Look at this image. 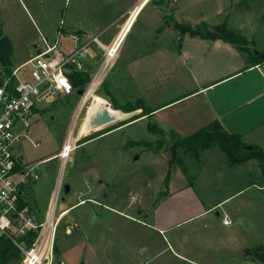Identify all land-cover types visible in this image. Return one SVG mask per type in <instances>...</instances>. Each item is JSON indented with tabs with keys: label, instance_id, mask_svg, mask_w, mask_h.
<instances>
[{
	"label": "rangeland",
	"instance_id": "374dc122",
	"mask_svg": "<svg viewBox=\"0 0 264 264\" xmlns=\"http://www.w3.org/2000/svg\"><path fill=\"white\" fill-rule=\"evenodd\" d=\"M0 19L16 44L13 66L30 57L33 40L41 45L45 25L55 28L64 19L68 33L88 39L106 30L104 39L109 40L129 21L122 30L120 56L98 91L69 100L58 95L51 104H39L42 108L29 118L28 130L14 149L40 172L38 181L27 183L38 221L51 210L60 173L64 186L56 214L76 203L81 190L95 189L99 203L78 204L56 224L55 261L61 257L66 264H264L260 162L251 159L230 167L217 146L197 159L179 148L172 159L173 127L182 128L179 120L194 104L197 109L199 96L117 127L143 109L181 98L201 81L230 71L243 55L264 51V0H0ZM223 22L247 37L246 52L219 47L191 32ZM73 46L69 36L62 37L64 51ZM93 59L87 68L97 64V57ZM3 71L0 61V78ZM112 98L120 106L142 108L128 115L113 107ZM113 127L117 128L97 136ZM89 137L93 138L84 141ZM177 164L188 169L193 195L204 212L160 231L154 222L155 206L169 186L167 175L174 177L180 169ZM175 181L180 187L178 176ZM214 205L218 206L208 209ZM225 216L229 224H224ZM20 262L14 258L7 264Z\"/></svg>",
	"mask_w": 264,
	"mask_h": 264
},
{
	"label": "built area",
	"instance_id": "2783aa9c",
	"mask_svg": "<svg viewBox=\"0 0 264 264\" xmlns=\"http://www.w3.org/2000/svg\"><path fill=\"white\" fill-rule=\"evenodd\" d=\"M119 22L117 20L116 25ZM128 22L119 26L120 31L109 40L104 39L106 30L84 39L82 33H68L64 19H61L54 38L41 34L38 52L14 67L10 75L0 78V239L6 237L16 245L21 255L20 264H66L63 260H54V232L56 224L68 210L56 214L57 200L64 186L60 173L51 210L45 220H37L27 183L38 181L40 172L37 164L24 163L16 156L15 146L28 130L29 118L42 108L39 104H51L58 95L67 96L74 92L70 79L73 69L86 71L90 76L83 91L85 95L90 90L98 91L120 56L125 34L122 30ZM63 36H69L74 42L67 52L62 47ZM92 55L98 61L89 70L87 62ZM27 67L28 70H24ZM65 148L66 145L63 150ZM223 222L229 224L230 220L225 216Z\"/></svg>",
	"mask_w": 264,
	"mask_h": 264
},
{
	"label": "crops",
	"instance_id": "0c3cea01",
	"mask_svg": "<svg viewBox=\"0 0 264 264\" xmlns=\"http://www.w3.org/2000/svg\"><path fill=\"white\" fill-rule=\"evenodd\" d=\"M0 24L2 25L3 32L10 37L13 43L15 56L16 44L14 42V38L7 33V25L2 19H0ZM45 26L46 31L41 33L47 35L50 39L54 38L56 36L59 23L55 28L52 26ZM188 35L191 34L188 33L185 36ZM202 40L205 41L204 38H202ZM209 40L219 47L226 46L231 50L240 49L244 51V49H246L239 48L233 43L223 39L210 38ZM35 43L36 40H33V52L25 61L30 59L38 52V44ZM258 52L260 51L258 50L256 53ZM93 58L95 57H91L87 64L92 62L94 60ZM251 59V55H249V57H244L243 55L241 62L238 65L231 66L230 71L222 73L221 75L215 76L213 78H209L206 82L201 81L195 89H193L191 92H188L181 98L171 100L162 106L152 109L157 110L165 106L171 108L175 105L173 103L177 100H181L183 98L188 100L190 98L199 96V101L196 104L197 109L195 108L194 104V106L191 108L192 111L190 113L184 114V121L179 120L182 121V128L173 127L175 131L171 132L172 136H188L201 129L205 125L211 123L212 121L218 120L228 132L241 134L245 143L257 145L264 150V69H262L261 66H258L259 64L249 66L248 63ZM193 61H195V58ZM262 64L263 63H260V65ZM77 94H80V92L74 90L72 94L64 97H67L69 100V98L72 99L76 97ZM138 110L140 109H137L133 112L137 113L139 112ZM189 115H191V117L188 120ZM55 156L56 155H52L50 157ZM50 157H47L46 159H49ZM177 166L180 169L175 171L177 174L174 175V177L169 176V186L166 191H164V197L159 202V204H156L155 206L154 222L155 225L159 227L160 231L170 230L175 225H178L185 220L193 218L194 216L204 212V209L201 208V202L193 195V188L191 186L192 182L189 179L188 169L181 166L180 164H177ZM177 176L181 180L180 187H175V180L177 179ZM92 192L93 195L90 194L88 197H81L84 194ZM190 199H193V203L190 202ZM89 200L99 203V201L96 199L94 187L88 188V190L85 192L81 190L79 192L78 201L74 203L69 209H67V214L71 208H74V206L76 207L78 204H85ZM217 206L218 205H214L208 209L214 207L216 208ZM195 208L197 210H195ZM60 252L61 250L59 253ZM60 259L63 260L61 257ZM60 259L59 261H61Z\"/></svg>",
	"mask_w": 264,
	"mask_h": 264
},
{
	"label": "trees",
	"instance_id": "16d2710c",
	"mask_svg": "<svg viewBox=\"0 0 264 264\" xmlns=\"http://www.w3.org/2000/svg\"><path fill=\"white\" fill-rule=\"evenodd\" d=\"M186 30H189V28H187ZM191 32L192 34H200L204 38L223 39L225 41L233 43L234 45L242 49H244L247 42L246 36H244L241 32H237L229 28L226 22L214 26L213 29L202 27ZM251 58L252 59L248 63L249 66L264 63V52H253L251 53ZM13 59V43L10 37L3 32L2 25L0 24V61L4 66V75H10L12 73V70L14 68ZM89 78L90 76L86 71L73 69L70 73V79L72 80L74 88L79 92L86 89ZM111 101L115 109H121L125 112H130L142 108L141 106L133 105L120 106L117 102H115L113 98ZM155 110L150 109L149 111H146L145 109H143L141 114L134 115L133 117L120 123L117 127L125 125L142 116L151 114ZM117 127L107 129L99 133L97 136ZM93 137L86 138L84 139V141H87ZM172 139H174V141H172L169 145L172 159L177 156L179 148H182L186 152L190 153V155L194 159H197L200 158L201 154H203L205 151L214 146H217L225 154L230 166L240 165L246 161L255 159L260 162L264 174V150L257 145L245 143L242 139L241 134L228 132L218 120L212 121L211 123L205 125L201 129L188 136L178 137L177 135H173ZM84 141H79V143ZM169 176L170 174L167 175L166 181H168ZM54 247L56 248V244L54 245ZM14 258H21L19 249L10 239L2 237L0 239V264H7L9 260Z\"/></svg>",
	"mask_w": 264,
	"mask_h": 264
},
{
	"label": "water",
	"instance_id": "95a60500",
	"mask_svg": "<svg viewBox=\"0 0 264 264\" xmlns=\"http://www.w3.org/2000/svg\"><path fill=\"white\" fill-rule=\"evenodd\" d=\"M84 92L83 91H80V94H83ZM129 114H133L134 112L133 111H130V112H127ZM70 185L69 184H65V190L66 191H70Z\"/></svg>",
	"mask_w": 264,
	"mask_h": 264
},
{
	"label": "bare ground",
	"instance_id": "6f19581e",
	"mask_svg": "<svg viewBox=\"0 0 264 264\" xmlns=\"http://www.w3.org/2000/svg\"><path fill=\"white\" fill-rule=\"evenodd\" d=\"M128 115H129V113H128Z\"/></svg>",
	"mask_w": 264,
	"mask_h": 264
}]
</instances>
